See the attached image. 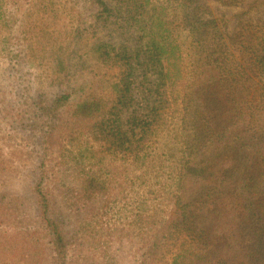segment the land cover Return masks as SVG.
<instances>
[{"label": "rangeland", "instance_id": "1", "mask_svg": "<svg viewBox=\"0 0 264 264\" xmlns=\"http://www.w3.org/2000/svg\"><path fill=\"white\" fill-rule=\"evenodd\" d=\"M257 1L251 12L207 3L214 17L226 20L228 33L260 29L264 40V0ZM162 8L166 34L181 46L183 78L168 85L171 124L157 150L150 149L171 157L146 161L145 167L115 151L118 143L108 149L99 134L120 69L103 64L95 51L100 42L136 46L141 33L122 31V19L99 16L92 0H0V264H55L52 237L37 205L40 183L68 242V264H173L180 254L181 234L165 233L177 207L171 175L181 155L179 117L188 87L207 81L203 71L220 53L208 56L213 40L190 32L178 4L155 0L148 17ZM62 95L71 97L47 137L40 108ZM84 103L92 105L88 115L82 113ZM148 168L163 173L154 178ZM87 178H97L104 188L95 183L86 192ZM186 188L196 198L187 202L199 227H211L217 222L211 202L224 198L228 188L209 199V211L199 206L202 185L187 182Z\"/></svg>", "mask_w": 264, "mask_h": 264}, {"label": "trees", "instance_id": "2", "mask_svg": "<svg viewBox=\"0 0 264 264\" xmlns=\"http://www.w3.org/2000/svg\"><path fill=\"white\" fill-rule=\"evenodd\" d=\"M92 1L99 8V16L122 19L126 23L120 26L122 31L131 28L142 35L136 46L125 42L95 46L103 64L120 69L116 97L104 113L99 134L107 139L108 149L118 143L120 149L114 150H120L128 162L145 166L144 162L159 157L167 161L171 155L167 158V154L161 156L150 149L157 150L169 129L168 85L183 78V69L181 46L166 34L168 23L161 17L165 8L148 17L155 0ZM166 1L178 4L182 22L189 25L190 32L213 40L214 46L207 50L209 57L220 53L203 71L207 81L198 79L183 99L179 117L181 155L173 164L175 175H171L177 185V207L166 221L170 229L165 232L167 236L180 233L184 242L173 264H264V40L259 37L260 29L228 33L226 20L211 14L207 0ZM213 1L247 7L249 12L259 7L257 0ZM203 13L206 18H202ZM70 97L62 95L40 108L47 137ZM81 110L88 115L92 105L84 103ZM124 113L125 125L121 122ZM146 171L154 178L163 173L156 168ZM187 182L202 185L199 206H206L208 211L209 199L225 193L220 188H228L224 198L212 200L210 213L217 216V222L207 229L199 227L192 204L187 202L196 200L188 194ZM95 183L100 190L104 188L97 178H87L83 188L86 192L91 187L95 190ZM40 184L37 205L52 237L55 264H68V242Z\"/></svg>", "mask_w": 264, "mask_h": 264}]
</instances>
